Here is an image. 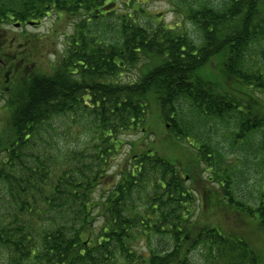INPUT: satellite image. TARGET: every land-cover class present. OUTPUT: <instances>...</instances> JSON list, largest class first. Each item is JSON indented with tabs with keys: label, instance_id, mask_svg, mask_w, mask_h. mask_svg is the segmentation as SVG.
Masks as SVG:
<instances>
[{
	"label": "trees",
	"instance_id": "1",
	"mask_svg": "<svg viewBox=\"0 0 264 264\" xmlns=\"http://www.w3.org/2000/svg\"><path fill=\"white\" fill-rule=\"evenodd\" d=\"M188 1L199 39L157 13L145 23V0H0V26L36 27L53 10L83 17L52 73L27 58L46 36L23 34L17 55L0 47V264H264L263 251L210 220L194 232L188 183L190 167L204 164L220 194L204 188L203 208L225 205L264 230V193L245 197L228 163L248 146L264 171V0ZM113 18L116 34L97 33ZM215 56L241 95L204 72ZM153 109L185 143L186 167L145 142ZM213 121L230 130L228 152L208 130ZM134 132L143 137L113 172Z\"/></svg>",
	"mask_w": 264,
	"mask_h": 264
},
{
	"label": "rangeland",
	"instance_id": "2",
	"mask_svg": "<svg viewBox=\"0 0 264 264\" xmlns=\"http://www.w3.org/2000/svg\"><path fill=\"white\" fill-rule=\"evenodd\" d=\"M119 1V0H118ZM188 0H145V4L143 7L145 8V12L139 13V17L142 18V20L145 23H148L151 14L155 17L154 13L156 14V18L162 17V22H175L179 24L181 27L186 26L189 30V32L194 36V38L199 39L198 36V30L197 28L190 22L185 20V10L184 7L186 5V2ZM206 2L212 1L214 3H219L221 0H204ZM187 3H190L188 1ZM126 8V7H124ZM120 10L123 9V6H120ZM83 17H80V15H71L68 13H63L57 10H53L47 17L43 19L42 24H38L36 27L31 25H19L15 26L12 24H4L0 26V47L6 48L7 52H14L15 55H17L18 49L17 44H26V42H23V34H27L28 37H35V34L37 36L42 35L46 36L44 39H46V42H44V39L42 42H40L41 46L40 49L35 51V48L32 44H29L30 47V53L27 55V58L30 59H36V63H38V67H41L42 70L47 71V73H52V66L53 63L56 62L60 57H62L63 53L65 52V46L68 42V36L66 34H72L75 30L74 24L77 23V21H80V19ZM113 24H116V20L114 18L109 21V27L105 23H99L97 28V33L105 34L107 36H113L117 33L115 30L110 29V26ZM100 35V34H98ZM17 39V40H16ZM20 40V42L18 41ZM7 42L4 43V42ZM13 42L12 47H9V42ZM48 48H47V47ZM39 48V47H37ZM221 67H222V59L218 56H215L212 58V60L207 64V66L204 69V72L209 74V77H217L221 79V83L228 88L229 90L238 93L241 89V85H239L234 80H231L229 78H225L221 75ZM133 76V74H132ZM139 73L134 72V77H138ZM9 82H11L14 78L9 74ZM7 89L9 87L7 86ZM238 95H241L238 93ZM243 95V94H242ZM257 97V96H255ZM261 99V98H258ZM5 100L4 98H0V107L4 104ZM254 103H257L259 105H262L261 102L258 100L253 99ZM188 105H185V109L187 110L188 114H191L189 109H187ZM61 121H69V118H61ZM0 127L2 125L6 124V119H0ZM214 122V121H213ZM214 126H210L208 128L211 136L214 139L220 140L223 146L224 150L228 152L230 150V145L233 142V138L231 137L230 130L228 127L218 122ZM150 126L149 128V134L145 137V142H149L152 144V142L155 145V150H157L159 153L165 155L171 160H178L181 167L187 166V154L184 147H186L185 143L177 140L174 138L165 127V124L160 119L158 115L157 109H153L150 114ZM207 130V131H208ZM80 136V134H78ZM84 136H81L79 140H81ZM143 137L142 134L139 133H130L129 135H124L125 141L127 142V145H125V148L121 150L120 155L117 157L116 165L113 168L114 170H117L121 164H123L126 160V154L128 153L130 149V142L136 141L135 139H139ZM74 142V139L68 142L70 145ZM76 142V141H75ZM240 143L237 144V147H240ZM192 150V148H189ZM124 150V151H123ZM248 154L244 153L240 149L235 150V152H241L242 158L241 160L237 157L240 154L233 153L228 159V163L230 161L235 162V170L236 173V182L238 183V188L241 190V192L244 194L245 197H247L249 200H254L258 197V195L263 192L264 193V171L261 168V166L258 164L259 158L258 156H255V153L252 152V148L247 146ZM193 155V150L190 151ZM237 157V158H236ZM227 163V164H228ZM204 164H201L200 169L203 167ZM197 168H191L188 174H190V180H188V183L194 186V188L197 189V211L195 213V229L194 232L197 234L200 230L204 228H208L211 222L214 224H217L220 226V229H222L226 234L228 235H242L244 236L249 242L258 250L264 252V230L255 223V220L250 218L249 216L245 215L242 212H236L235 209L226 207H222L221 204L219 206H214L213 208H210L207 206V208H203L202 201L203 196L205 193V189L207 188V191H214L216 192V195L220 194L219 188H215V186L212 185L211 182L208 180V173H203L198 166ZM211 189V190H209ZM102 191H99L96 193V199H104L105 196L101 197L103 194ZM210 206V204H209ZM202 208V209H200ZM208 220V221H207ZM211 222H210V221ZM153 239V247H155V244L157 243L158 239L157 237H152ZM149 242L147 239H139L137 241V245L142 248L148 249ZM162 248V247H158ZM157 248V249H158ZM194 256L196 259H200L199 257L203 258L202 252L195 251ZM199 254L201 256H199Z\"/></svg>",
	"mask_w": 264,
	"mask_h": 264
}]
</instances>
